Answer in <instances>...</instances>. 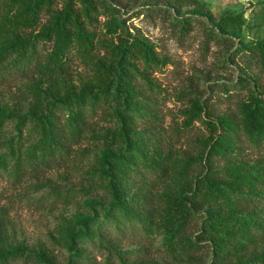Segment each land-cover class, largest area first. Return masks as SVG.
I'll return each instance as SVG.
<instances>
[{"label": "trees", "instance_id": "1", "mask_svg": "<svg viewBox=\"0 0 264 264\" xmlns=\"http://www.w3.org/2000/svg\"><path fill=\"white\" fill-rule=\"evenodd\" d=\"M162 1L167 5L162 12L183 34L198 18L183 9L207 7L204 0ZM102 14L110 18L106 29L117 41L98 39L94 26ZM218 21L235 37L248 25L245 15L234 11L223 12ZM123 24L120 9L109 0H0V81L38 76L26 86V105L13 110L0 105V173L18 177L27 168L58 162L88 138L102 143L85 174L91 188L108 195L109 205L59 229L72 253L66 264L90 262L92 246L119 264H168L130 262L135 250L118 248L111 233L133 229L160 238L176 264H264V97L251 91L235 114L209 119L194 101L183 125L190 129L201 121L209 134L198 140L196 157L175 156L160 132L140 128L144 120L160 119L138 82L154 87L149 72L164 58L146 37L120 31ZM239 40L242 53L264 69V37ZM44 44L51 45L45 54ZM74 56L91 72L78 83L71 77ZM99 111L115 127L89 129ZM0 264L59 263L47 250L10 245L0 219Z\"/></svg>", "mask_w": 264, "mask_h": 264}, {"label": "rangeland", "instance_id": "2", "mask_svg": "<svg viewBox=\"0 0 264 264\" xmlns=\"http://www.w3.org/2000/svg\"><path fill=\"white\" fill-rule=\"evenodd\" d=\"M109 1L120 9L124 22L120 31L146 37L164 58V64L149 72L154 87L138 82L145 97L153 101L160 119L144 120L140 128L160 132L166 149L175 156L196 157L201 152L198 140L209 134L201 121H195L190 129L183 125L187 119L185 113L192 109L194 101L203 105V117L209 119L235 114L239 103L251 91L264 97V69L242 53L239 40L248 42L264 37V0H204L205 12L185 7L184 15L192 13L198 17L187 34L162 12V7L167 6L162 0ZM225 11L245 15L248 25L240 36L235 37L234 32L220 27L218 18ZM98 19L94 26L98 39L117 41L106 29L110 18L102 14ZM46 21L44 16L43 23ZM50 49V44L41 45L44 54ZM97 51L100 55L105 53L102 48ZM90 75L86 63L74 56L73 80L78 83ZM37 77L14 75L0 81V105L11 110L26 105L24 91L28 82ZM112 127L115 122L99 111L91 118L89 129L103 132ZM101 145L88 138L75 145L68 156L46 168H27L18 177L0 173V219L5 222L10 245L25 246L34 252L47 250L57 263L68 262L72 253L61 242L59 229L68 221L92 215L101 205H109L108 195L101 187L91 188L93 181L85 174L101 155ZM246 154L254 157L255 152L247 150ZM158 190L156 186L155 191ZM111 235L118 248L135 250L129 255L130 262L151 260L176 264L161 246L160 238H148L138 229ZM89 258L90 262L82 264H106L107 259L119 264L113 255L98 247H89Z\"/></svg>", "mask_w": 264, "mask_h": 264}]
</instances>
